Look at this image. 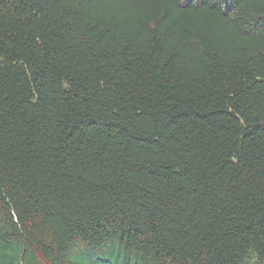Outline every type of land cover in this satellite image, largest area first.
<instances>
[{
	"label": "trees",
	"instance_id": "obj_1",
	"mask_svg": "<svg viewBox=\"0 0 264 264\" xmlns=\"http://www.w3.org/2000/svg\"><path fill=\"white\" fill-rule=\"evenodd\" d=\"M0 264H264V0H0Z\"/></svg>",
	"mask_w": 264,
	"mask_h": 264
}]
</instances>
